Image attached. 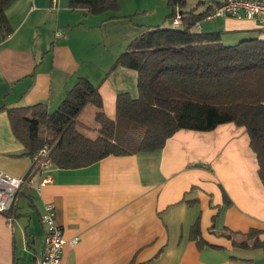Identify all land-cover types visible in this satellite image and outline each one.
<instances>
[{"label":"crops","instance_id":"1","mask_svg":"<svg viewBox=\"0 0 264 264\" xmlns=\"http://www.w3.org/2000/svg\"><path fill=\"white\" fill-rule=\"evenodd\" d=\"M120 1L118 12L99 15L70 10L68 0H13L5 8L12 33H0V171L23 184L11 211L0 214V264H34L41 256L47 203L65 240L61 264H264L261 249L237 248L217 235L257 229L264 241V187L243 127L179 130L156 152L44 171L14 137L7 108L41 103L57 110L80 78L98 88L109 119L118 94L137 97L136 72L113 65L147 27ZM214 19L192 30L219 32L229 45L264 39L254 20ZM96 112L88 105L77 118V130L91 140L98 137ZM196 221L202 248L189 239Z\"/></svg>","mask_w":264,"mask_h":264},{"label":"trees","instance_id":"2","mask_svg":"<svg viewBox=\"0 0 264 264\" xmlns=\"http://www.w3.org/2000/svg\"><path fill=\"white\" fill-rule=\"evenodd\" d=\"M12 1L0 0L2 37L12 33L4 13ZM186 1L166 0L170 10L166 20H172L178 10V28L148 27L117 58L113 67L136 72L138 95L118 94L113 119L103 112L98 88L84 78L77 80L53 112L41 103L7 108L11 131L25 154L33 157L47 146L54 168L78 169L109 156L159 151L179 130L209 132L233 123L249 136L264 187V39L224 45L219 32H196L192 28L205 19L210 6L200 0L186 9ZM199 4L206 5L201 12H197ZM68 7L99 15L118 12L119 2L68 0ZM88 105L97 109L99 129L94 140L77 130V118ZM223 197L229 203L225 193ZM261 234L257 229L246 233L225 229L217 235L230 240L234 247L264 253ZM189 239L197 248L206 246L198 221L191 227Z\"/></svg>","mask_w":264,"mask_h":264},{"label":"built area","instance_id":"3","mask_svg":"<svg viewBox=\"0 0 264 264\" xmlns=\"http://www.w3.org/2000/svg\"><path fill=\"white\" fill-rule=\"evenodd\" d=\"M210 6L205 20L214 18L248 19L258 23L260 31L264 33V0H202ZM181 25V15L175 11L170 26L178 28ZM199 24L197 23L195 27ZM194 27V28H195ZM62 37L60 31L55 32V38ZM48 148L43 146L32 158L35 166L40 170H49L53 166L48 158ZM49 178L42 180L46 184ZM23 180L0 171V214L7 213L14 202L15 195L20 190ZM43 228V250L34 264H61L62 249L65 245L61 226L56 222L55 207L51 203L44 204L40 214ZM76 239L70 244L74 245Z\"/></svg>","mask_w":264,"mask_h":264},{"label":"rangeland","instance_id":"4","mask_svg":"<svg viewBox=\"0 0 264 264\" xmlns=\"http://www.w3.org/2000/svg\"><path fill=\"white\" fill-rule=\"evenodd\" d=\"M120 2L123 4V7L124 2H126V6L124 7L125 9H134L135 13H137V15H135L136 20L145 25L147 28L156 25L170 27L172 20H166L167 15H169L170 13L169 8L167 7L166 0H121ZM198 3H201V1L187 0L185 7L186 9H188ZM204 8V4H199L197 10H202ZM215 20L216 19H214L213 21L202 20V23L206 22L204 24L205 26H207V24L213 23L215 22ZM224 43L225 45H229L225 41H223V44ZM53 111L55 110H52L51 112Z\"/></svg>","mask_w":264,"mask_h":264}]
</instances>
